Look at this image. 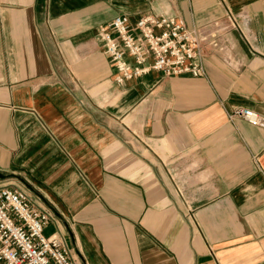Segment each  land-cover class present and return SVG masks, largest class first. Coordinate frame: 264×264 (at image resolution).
<instances>
[{
  "label": "crops",
  "instance_id": "crops-1",
  "mask_svg": "<svg viewBox=\"0 0 264 264\" xmlns=\"http://www.w3.org/2000/svg\"><path fill=\"white\" fill-rule=\"evenodd\" d=\"M228 8L238 62L201 76L118 83L96 34ZM238 106L264 114V0H0V185L47 202L78 264H264V125Z\"/></svg>",
  "mask_w": 264,
  "mask_h": 264
},
{
  "label": "built area",
  "instance_id": "built-area-1",
  "mask_svg": "<svg viewBox=\"0 0 264 264\" xmlns=\"http://www.w3.org/2000/svg\"><path fill=\"white\" fill-rule=\"evenodd\" d=\"M225 16L229 23L225 18L190 27L168 13L145 12L135 19L123 13L99 24L96 34L115 66L118 83L152 71L201 76L208 53L238 62L230 39L237 15L228 10ZM234 117L264 125V114L249 106L236 107L230 113ZM51 222L56 230L49 234ZM0 264H78L55 212L24 187L0 185Z\"/></svg>",
  "mask_w": 264,
  "mask_h": 264
},
{
  "label": "rangeland",
  "instance_id": "rangeland-1",
  "mask_svg": "<svg viewBox=\"0 0 264 264\" xmlns=\"http://www.w3.org/2000/svg\"><path fill=\"white\" fill-rule=\"evenodd\" d=\"M231 11L232 13H234L235 15H237V23H238V25H237V27H241V25H240V18L241 17H245V15H244V13H242V12H236V11H234L233 9H231V8H228L227 10H226V12L227 11ZM226 12H225V14H226ZM226 18V20H227V22L229 23V20L227 19V16H225L224 15V17L223 18H220L219 20H224ZM212 22V21H211ZM204 25V24H203ZM198 26H202V25H198ZM197 27V26H196ZM13 180V179H12ZM14 181H17L18 183L20 182V181H18V180H14ZM42 198V197H41ZM42 200H44L43 198H42ZM44 202V201H43ZM45 204H47V202H45ZM47 206H49L48 204H47ZM50 207V206H49ZM53 210V209H52ZM54 211V210H53ZM55 212V211H54ZM56 214V213H55ZM56 216H57V214H56ZM59 220H60V218H59ZM64 226V225H63ZM66 230V229H65Z\"/></svg>",
  "mask_w": 264,
  "mask_h": 264
},
{
  "label": "water",
  "instance_id": "water-1",
  "mask_svg": "<svg viewBox=\"0 0 264 264\" xmlns=\"http://www.w3.org/2000/svg\"><path fill=\"white\" fill-rule=\"evenodd\" d=\"M0 177H7V175H6L5 173H2V172L0 171ZM22 181H25V180L22 178Z\"/></svg>",
  "mask_w": 264,
  "mask_h": 264
}]
</instances>
